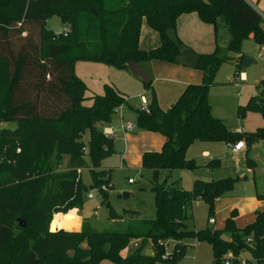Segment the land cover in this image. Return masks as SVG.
Here are the masks:
<instances>
[{
    "label": "trees",
    "instance_id": "16d2710c",
    "mask_svg": "<svg viewBox=\"0 0 264 264\" xmlns=\"http://www.w3.org/2000/svg\"><path fill=\"white\" fill-rule=\"evenodd\" d=\"M192 13L214 26L216 35L221 24L228 26L225 51L239 56L231 58L238 67L245 58V40L252 35L264 45V20L246 0H0V125L16 124L0 130V264H171L184 256L185 240L191 238L212 246L211 264H226L230 254L238 264L245 251L254 260L249 264H264V211H257L255 221L243 229L236 225V210L223 229H187L188 208L202 201L213 215L216 201L235 190L239 177L197 179L192 191L178 182H160L163 171L171 176L176 170L200 168L187 156L197 142L244 141L251 147L264 140V127L240 135L212 113L210 90L219 68L229 61L219 45L214 53L200 55L197 69L204 74L203 82L187 86L170 109L160 107L153 81L144 83L152 93L150 112L137 110V126L166 138L161 151L142 156V168L153 172L156 217L131 220L125 230L100 232L84 220L78 232L51 231L56 213L83 208L88 190L80 178L83 168H90L91 187L109 185L110 172L101 168L114 152V141L103 127L128 101L108 84L103 95L87 96L77 64L102 63L121 70L151 61L178 64L189 48L170 32L176 31L182 15ZM54 17L69 29L67 34L48 27ZM144 21L160 35L155 49L140 46ZM257 87L258 95L239 107L240 117L254 112L264 120V78ZM65 158L67 170L61 171ZM220 162L212 160L206 167L214 170ZM247 165L254 168L256 162L248 158ZM103 194L102 203H108V193ZM257 198L263 201L264 195ZM66 218L58 215L53 224ZM134 239L140 245L123 257ZM169 241L173 247L164 258Z\"/></svg>",
    "mask_w": 264,
    "mask_h": 264
},
{
    "label": "rangeland",
    "instance_id": "374dc122",
    "mask_svg": "<svg viewBox=\"0 0 264 264\" xmlns=\"http://www.w3.org/2000/svg\"><path fill=\"white\" fill-rule=\"evenodd\" d=\"M48 27L56 33L63 32L65 27L57 17L48 21ZM220 36L229 35L228 26L221 24L219 26ZM222 37V38H223ZM223 56L229 59L219 68L216 77V86L210 90L209 101L213 106L212 113L214 117L221 119L226 124L230 132H235L237 128H242L244 133L256 132L264 127V120L258 113L249 112L244 117L238 114L240 106H246L251 97L259 93L258 84L261 77V68L264 61V54L260 56V48L257 47L253 39H247L243 43L242 50L247 48L252 50L256 63L250 67H238L231 58L237 55L226 53L224 46ZM231 56V57H230ZM246 72L248 78L242 80V73ZM148 73V72H147ZM77 76L84 81L88 88L87 96L103 95L105 85L116 87L127 97V103L120 107L108 124L115 132L117 139L114 142V152L103 162V167L110 172V183L107 185L108 203H102L104 191L93 185V176L90 168L86 167L80 171L82 183L88 187L84 195V205L81 211V217L89 222L97 231L107 229L125 230L131 220L136 219H154L156 217V196L152 188V170L142 168H130L123 162V150L125 133L121 130L124 122L129 120L137 125L138 111L142 107V96L146 99L152 98V93L146 90L141 79L134 77L129 70H121L113 66L102 63L80 62L76 70ZM149 74V73H148ZM150 75V74H149ZM151 76V75H150ZM238 78V79H237ZM149 102V101H148ZM90 105V101H86ZM124 111V112H123ZM15 123H3V128H15ZM86 141L89 135L86 136ZM247 146V145H246ZM248 148V146H247ZM205 151H210L212 158L204 155ZM187 156L194 159L200 166L197 170L191 172L187 170H176L172 177L168 172L163 171L160 182L167 180L168 184L178 182L179 186L186 191H192L194 180L196 178L205 181H218L226 178H237L239 181L236 188L231 192L229 199L221 200L215 204L214 214H210L209 206L202 201H195L188 208L187 229L189 231H200L208 228H223L233 210L237 211L236 225L245 228L255 221V211L264 210V200L257 198V194L264 195V140L254 143L250 148V158L257 161V167L253 173L249 174L247 161L244 155H237L225 142H197L193 144ZM220 160V165L216 169H209L206 166L212 160ZM68 159L65 158L61 171L67 170ZM247 176L245 179L244 177ZM129 180H132L130 183ZM93 195V198H89ZM111 211L115 216L111 215ZM60 214V213H56ZM55 216V215H54ZM216 220V225L210 223V219ZM72 217L60 219L53 224L52 229L57 226L73 228ZM65 230V229H62ZM170 242V241H169ZM139 241L132 240L128 250L132 254L139 246ZM86 245V244H85ZM187 246L184 256L176 263L171 264H211L213 260L212 246L208 242H198L191 238L185 240ZM173 243L170 242L168 251L171 252ZM243 260L252 261L251 254L245 251L242 254ZM101 264H114L110 261H104ZM156 264H166L157 262Z\"/></svg>",
    "mask_w": 264,
    "mask_h": 264
},
{
    "label": "crops",
    "instance_id": "0c3cea01",
    "mask_svg": "<svg viewBox=\"0 0 264 264\" xmlns=\"http://www.w3.org/2000/svg\"><path fill=\"white\" fill-rule=\"evenodd\" d=\"M246 1L261 15L262 19L264 20V0H246ZM170 35L173 38H179L184 43L185 46H187L189 49H191L198 55L212 54L215 52L216 47L218 45L219 46L222 45L226 47L228 46L229 41H230L229 35H224V37L222 36L223 37L222 38L220 36L219 31L216 35L214 26L203 23L198 17V15L195 13L182 15L178 19L176 31L170 32ZM250 39H253L252 35L250 36ZM160 44H161L160 35L156 31L151 29L148 26L147 22L144 21L142 25V30H141V36H140L141 48L144 50H151V49H155L159 47ZM257 47L260 48V45L257 44ZM242 51L245 57L247 55H251L254 57L255 55L253 54L254 52L252 50H249L247 48H244ZM238 57L239 56H237L236 58ZM255 63L256 62L254 61L253 64ZM77 66H76V70H77ZM142 67L152 77L153 88L157 94L158 103L163 110L170 109L177 102L179 97L183 94L187 86L191 84H200L203 82V79H204L203 72L189 66L186 63L184 56H182L179 59L178 64H170V63L162 62V61H151V62L143 63ZM261 75H262L261 77H264V61H263V65L261 68ZM247 78H248V74L246 72H243L242 80H245ZM151 99L152 98H150L149 100L147 99V100L151 102ZM129 123L133 125L132 130H128L127 128V125ZM108 124L104 125L103 129L107 130L109 133H113L111 136V139H113V141L115 142V140L117 139L116 132ZM238 129H241L243 131L242 128H237L236 131ZM121 130L125 133L123 137L124 144H125L124 150H123V157H124L123 162L125 166L130 167V168H133V167L142 168L143 154L146 152L161 151L164 144L166 143V138L163 135L159 133L142 130L138 128L137 125L135 126L134 124H132L130 120L128 122H124ZM242 134H244V131ZM250 148L251 147H248V148L246 147L244 151L237 152V153L234 152V153H236L239 156L244 155L247 161V159L250 158L249 156ZM204 155L209 158H212L210 151H205ZM253 160L256 162V165L254 168L249 167V169H252V171L258 165L257 161L255 159ZM101 169L108 170L105 167H103V164H102ZM172 174L173 173H171V177H172ZM245 177L247 178V176ZM197 179L198 178H196L195 180ZM129 181H132V180H129ZM229 198L230 197L226 196L224 198L218 199L216 203L221 200H225ZM81 211L82 209H74L70 211L68 214H63V213L56 214L51 223V231L55 232V231L62 230V229L70 230L74 232L80 231L83 225V221H84V218L80 216ZM256 212L257 211H255V218H256ZM58 215H61L64 217L65 216L72 217L71 222L74 224L73 228L69 229V228L57 226L55 229H52V224ZM223 228H218V229H223ZM243 228H240V229H243ZM138 241L139 240H137V242ZM148 249H149L148 251H150V246L148 247ZM130 253L131 252H129L127 248L122 252V256L127 257L130 255Z\"/></svg>",
    "mask_w": 264,
    "mask_h": 264
},
{
    "label": "built area",
    "instance_id": "2783aa9c",
    "mask_svg": "<svg viewBox=\"0 0 264 264\" xmlns=\"http://www.w3.org/2000/svg\"><path fill=\"white\" fill-rule=\"evenodd\" d=\"M65 34H67L69 32V29L68 28H65L64 31H63ZM264 54V45H261L260 46V56H263ZM238 79V78H237ZM141 101H142V107H141V110L146 112V113H149L150 112V102H148V100L146 99V97L142 96L141 98ZM127 128L128 130H132L133 128V125H131L130 123L127 125ZM104 133L107 137L111 138L112 134L113 133H109L107 130H104ZM237 134H242L243 131L241 129H238L236 131ZM230 148L234 151V152H242L246 149V144L244 141H240V142H237L233 145H229ZM252 169H248V173H252ZM132 183V181H130ZM102 190L103 191H107V185L103 186L102 187ZM94 196L93 195H90L89 198H93ZM56 215V214H55ZM210 223L215 225L216 224V220L214 218L210 219ZM251 241V239L249 240V242ZM171 242V241H170ZM170 242H166L165 244V251H166V255L164 256V258H168L170 252L168 251V247L170 245ZM172 243V242H171ZM234 258L233 256L230 254L229 255V258L228 260L226 261V264H234ZM239 263L238 264H249V263H254V260L252 261H248V260H243V259H239Z\"/></svg>",
    "mask_w": 264,
    "mask_h": 264
},
{
    "label": "water",
    "instance_id": "95a60500",
    "mask_svg": "<svg viewBox=\"0 0 264 264\" xmlns=\"http://www.w3.org/2000/svg\"><path fill=\"white\" fill-rule=\"evenodd\" d=\"M183 56L185 58L186 63L197 69L200 61H201V56L198 55L197 53H195L194 51H192L191 49H185L183 51ZM254 63V60L250 57H245L243 62H242V67L247 68L250 67L252 64ZM129 71L131 72V74L136 77L139 78L143 81V83L149 84L152 82V77L147 73V71L142 67V65L140 64H130L129 65ZM19 224L21 227H26V222L22 219L18 220ZM151 251L147 252V255H151Z\"/></svg>",
    "mask_w": 264,
    "mask_h": 264
}]
</instances>
